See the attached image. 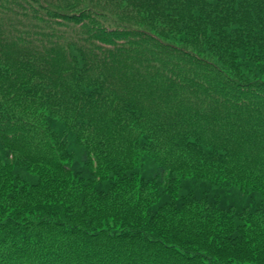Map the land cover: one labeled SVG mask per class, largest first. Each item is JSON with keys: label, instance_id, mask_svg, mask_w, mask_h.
<instances>
[{"label": "trees", "instance_id": "1", "mask_svg": "<svg viewBox=\"0 0 264 264\" xmlns=\"http://www.w3.org/2000/svg\"><path fill=\"white\" fill-rule=\"evenodd\" d=\"M264 264V0H0V264Z\"/></svg>", "mask_w": 264, "mask_h": 264}, {"label": "rangeland", "instance_id": "2", "mask_svg": "<svg viewBox=\"0 0 264 264\" xmlns=\"http://www.w3.org/2000/svg\"><path fill=\"white\" fill-rule=\"evenodd\" d=\"M193 264H200V260H198V262H193Z\"/></svg>", "mask_w": 264, "mask_h": 264}]
</instances>
